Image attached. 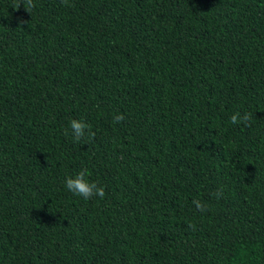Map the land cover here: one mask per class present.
<instances>
[{
    "label": "trees",
    "instance_id": "trees-1",
    "mask_svg": "<svg viewBox=\"0 0 264 264\" xmlns=\"http://www.w3.org/2000/svg\"><path fill=\"white\" fill-rule=\"evenodd\" d=\"M20 3L0 0V264H264V0ZM85 168L103 199L67 190Z\"/></svg>",
    "mask_w": 264,
    "mask_h": 264
},
{
    "label": "clouds",
    "instance_id": "clouds-1",
    "mask_svg": "<svg viewBox=\"0 0 264 264\" xmlns=\"http://www.w3.org/2000/svg\"><path fill=\"white\" fill-rule=\"evenodd\" d=\"M64 3H67V0H63ZM23 4V7L26 12L31 11L35 5L33 3V0H21L20 5ZM19 5V7H20ZM21 23H24V21L21 19ZM251 113H243L235 112L231 117V123L232 124H240L243 123L245 125L249 124V122L252 119ZM123 116L118 117L117 122L119 120H122ZM70 128L72 130V135L75 138L76 141H80L86 133L90 138L94 137V133L91 131L90 125L86 124L82 120H71L70 122ZM90 172L88 169H82L79 171L74 177H67L65 180V186L69 192H71L73 195L79 196L83 198L84 200H89L93 197H99L100 199H103L105 196V189L103 186H100L98 182L91 181L90 180ZM193 204L196 206V208L200 211H204V205L194 200Z\"/></svg>",
    "mask_w": 264,
    "mask_h": 264
}]
</instances>
